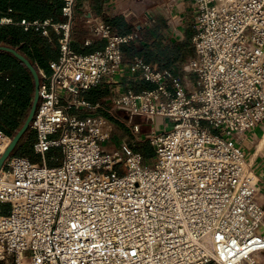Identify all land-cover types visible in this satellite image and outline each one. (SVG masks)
Segmentation results:
<instances>
[{"label":"built area","instance_id":"1","mask_svg":"<svg viewBox=\"0 0 264 264\" xmlns=\"http://www.w3.org/2000/svg\"><path fill=\"white\" fill-rule=\"evenodd\" d=\"M63 22L17 23L50 37L59 56L43 74L28 155L11 154L0 169V258L13 264H264V206L258 178L236 136L264 124V0H194L195 54L184 65L188 89L169 68L123 46L140 38L98 18L102 49L73 47L80 0H61ZM14 23L0 15V24ZM129 59V61H128ZM131 71L154 84L117 91L112 105L83 92ZM117 108L172 126L151 125L150 162L125 138L110 150ZM139 124H135V130ZM12 137L0 130V156ZM50 151H60L49 164Z\"/></svg>","mask_w":264,"mask_h":264},{"label":"crops","instance_id":"2","mask_svg":"<svg viewBox=\"0 0 264 264\" xmlns=\"http://www.w3.org/2000/svg\"><path fill=\"white\" fill-rule=\"evenodd\" d=\"M9 1L16 3V0ZM21 3L25 4L27 8L36 9L40 7V14L38 16L18 15L15 14L13 7L9 5L7 10L4 13L2 12V17H11L16 21L23 18L53 19V11L56 5L59 7L56 21L63 22L66 20L62 13L63 2L61 0H24ZM193 4L194 0H80L75 22L73 47L81 53L92 52L104 47L105 42L96 39L92 32L94 19L98 18L110 24L114 30L120 33H131L137 28L141 29L140 38L134 42L140 47L157 45L160 49L169 51L172 54L171 66L173 68L182 66L186 63V60L184 62L182 60V45H185V40L193 38L194 35ZM58 38V34L51 30L50 37L37 33L30 41L22 39L11 44L1 40L0 45L12 47L29 59L37 68L40 80H43V74L49 75L51 73L50 62L59 56ZM22 65L33 77L29 68L14 53L0 49V119L2 108L7 112L6 114L10 120H21L23 108L20 83L14 77L15 70L21 69ZM153 86L152 82L131 71L127 63L121 73L110 79H105L89 90H107V95L100 102L110 107L112 96L117 91L133 90L138 92ZM11 87L13 90L12 100L9 99V89ZM154 120L159 121L164 120V118ZM236 138L238 144L245 151L248 165L258 178L256 200L264 206V124L240 133Z\"/></svg>","mask_w":264,"mask_h":264},{"label":"trees","instance_id":"3","mask_svg":"<svg viewBox=\"0 0 264 264\" xmlns=\"http://www.w3.org/2000/svg\"><path fill=\"white\" fill-rule=\"evenodd\" d=\"M22 1L24 0H16L15 3L14 1L0 0V10H1L0 15L2 14V12L4 13L7 10L9 5L13 7L15 14L18 15L38 16L40 14V7L36 9L27 8L25 7V4L21 3ZM58 13H59V7L55 5L53 11L54 21H56ZM36 19H44V18H36ZM18 21L14 20L15 25L0 24V43L1 40H4L7 43H11V44L12 42L19 41L22 39L30 41L31 38L33 36H36L37 33L40 34L38 31L32 28L27 30L24 29L22 25L17 23ZM7 24H12V23H7ZM139 30L141 31V29ZM183 47L184 45H182V48ZM123 50L128 58H131L135 54H139L142 55L147 62L157 63L161 68H169L174 73H176L175 68L171 66L172 54H170L169 51L160 49L157 45L153 44L151 47H149L148 45L140 47L136 42L131 41L123 46ZM182 60L183 62L184 60H186V56L183 53H182ZM14 79L20 83V95L22 97V108H23L21 120L19 121L10 120L6 114L7 112L2 110V108H1V119H0V130H4L5 132L9 133L11 136H14L15 133L20 129V127L24 123L28 115L34 95L33 77L26 69V67H24V65H22L21 69L18 68L15 70ZM9 90H10L9 99L12 100L13 98L12 87ZM106 95H107V90L104 89H91L83 92L84 97L93 101H100ZM35 139H36V131L30 125L23 134V136L21 137L18 144L16 145L14 149V154L28 155L27 153L29 152L27 151L26 146L29 145V147L33 150V142L35 141ZM134 147L143 154L145 160L147 158L151 159L153 157L154 152L151 154L150 150L148 149L145 143L139 141L134 145ZM29 157L34 161V158H32L31 156ZM61 161L62 159L58 163H60ZM7 210H8L7 206L5 204L0 203V214L7 212Z\"/></svg>","mask_w":264,"mask_h":264},{"label":"rangeland","instance_id":"4","mask_svg":"<svg viewBox=\"0 0 264 264\" xmlns=\"http://www.w3.org/2000/svg\"><path fill=\"white\" fill-rule=\"evenodd\" d=\"M185 41H186V44L182 48V52L187 57L185 61L187 62L188 58L194 55V44H193L192 38H188ZM175 70H176V74L181 77V79L183 80L187 88L192 89L196 82V76L193 74L184 72L183 65L176 67ZM103 112L109 117L114 127L111 141L104 143V145L107 146L110 150L117 148L125 138L133 139L137 137H142L141 139H138L135 142V144L139 141L142 143H145L148 149L150 150V153L152 154L154 152V149L148 139V135L151 130V125L154 124V126L158 129L160 128L168 129L172 126V121L169 119H164V120H159V121L154 120L153 122V120L147 119L145 116L130 115L122 108H117L115 111H113V113L108 112L106 109L103 110ZM135 124H139L138 130H135ZM26 148H27V151L29 152L27 154L31 156L32 158H34V161L41 162L40 156L36 154L29 147V145H27ZM58 152L60 153V151H50L48 153V156H49L48 163L49 164H57L62 159L61 156H56L54 158L50 157L52 156V154H57ZM12 154H14V151ZM150 161H151L150 158L146 159V162H150ZM3 166H5V163ZM6 206L8 208V205ZM0 264H13V258L9 256L0 258Z\"/></svg>","mask_w":264,"mask_h":264},{"label":"water","instance_id":"5","mask_svg":"<svg viewBox=\"0 0 264 264\" xmlns=\"http://www.w3.org/2000/svg\"><path fill=\"white\" fill-rule=\"evenodd\" d=\"M0 49H5V50H8V51L14 53L29 68V70L31 71V73L33 75L34 82H35L34 98L32 101L30 111H29L28 116L26 117L24 123L20 127V129L12 137L10 144L8 145V147L5 149V151L0 156V169H1L2 166L4 165L6 159L13 153L16 145L20 141L21 137L23 136V134L25 133L27 128L31 125V122H32V119H33V116L35 114L36 107H37V102H38V98H39V85H40L41 80H40V75H39L37 68L29 61V59L24 57L16 49H14L12 47H8V46H1V45H0Z\"/></svg>","mask_w":264,"mask_h":264},{"label":"bare ground","instance_id":"6","mask_svg":"<svg viewBox=\"0 0 264 264\" xmlns=\"http://www.w3.org/2000/svg\"><path fill=\"white\" fill-rule=\"evenodd\" d=\"M52 158H54V157H52ZM46 161H47V163H48V158L46 159Z\"/></svg>","mask_w":264,"mask_h":264}]
</instances>
